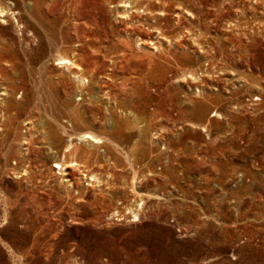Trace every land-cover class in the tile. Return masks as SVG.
I'll return each instance as SVG.
<instances>
[{
  "label": "rangeland",
  "instance_id": "374dc122",
  "mask_svg": "<svg viewBox=\"0 0 264 264\" xmlns=\"http://www.w3.org/2000/svg\"><path fill=\"white\" fill-rule=\"evenodd\" d=\"M0 264H264V0H0Z\"/></svg>",
  "mask_w": 264,
  "mask_h": 264
},
{
  "label": "bare ground",
  "instance_id": "6f19581e",
  "mask_svg": "<svg viewBox=\"0 0 264 264\" xmlns=\"http://www.w3.org/2000/svg\"><path fill=\"white\" fill-rule=\"evenodd\" d=\"M82 138H87V139H94V140H96V138H95L92 134H90V133H88V132L84 133V134L82 135ZM57 164L60 166V168H62L63 165H64L63 163H60V162H58Z\"/></svg>",
  "mask_w": 264,
  "mask_h": 264
}]
</instances>
